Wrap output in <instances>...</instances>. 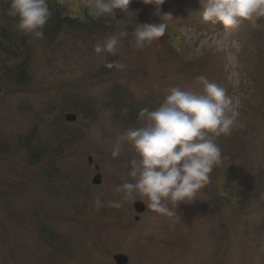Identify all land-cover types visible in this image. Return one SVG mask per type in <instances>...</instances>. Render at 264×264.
<instances>
[{
  "label": "rangeland",
  "instance_id": "1",
  "mask_svg": "<svg viewBox=\"0 0 264 264\" xmlns=\"http://www.w3.org/2000/svg\"><path fill=\"white\" fill-rule=\"evenodd\" d=\"M57 2L68 16L85 20L94 30L36 39L18 29L15 15L5 19L0 13V28L12 30L24 42V74L30 78L25 85H4L0 93V264H57L46 247L55 235L73 237L81 251L80 259L68 264H115L117 254L127 264H264V19L259 29L246 21L224 28L220 22L202 21L203 0H165L160 13L172 16L166 34L137 49L132 35L136 23L161 22L154 5L132 0L131 14L116 10L112 19L96 17L90 0ZM122 30L129 35L121 38L115 55L94 52L96 42ZM106 59L126 67L107 69ZM3 65L12 67L0 55V72ZM200 75L220 76L239 124L243 129L251 124L242 140L244 149L236 156L256 175L259 195L242 208L231 187L217 197L214 175L222 170L217 165V173L211 172L195 200L177 206L181 218L166 217L151 210L140 195L129 199L116 190L131 181L129 161L135 153L126 143L119 157L113 158L111 151L123 131L140 126L142 108L119 120L111 101L121 92L138 106L145 100L156 108L170 87L199 91L195 78ZM72 117L74 122L68 123ZM61 132L70 137L63 161L74 174L68 183L72 193L89 194L85 207L66 204L65 190L41 175L44 163L31 164L23 147L33 136L40 147L34 157L57 165L45 151L55 146L51 142ZM96 175L100 183L95 186ZM97 197L104 204L99 210ZM110 201H119L121 207H110ZM137 202L144 206L142 213L133 210ZM5 207L22 215L36 209L40 224L10 223L2 213Z\"/></svg>",
  "mask_w": 264,
  "mask_h": 264
},
{
  "label": "clouds",
  "instance_id": "2",
  "mask_svg": "<svg viewBox=\"0 0 264 264\" xmlns=\"http://www.w3.org/2000/svg\"><path fill=\"white\" fill-rule=\"evenodd\" d=\"M141 2L154 5L161 22L136 23L132 35L137 49L163 37L168 29L166 21L172 20L171 14L160 13L159 6L165 0ZM131 3L132 0H90L89 7L98 18L115 19L116 10L131 14ZM10 7L19 30L43 39V28L52 16L47 0H11ZM200 17L204 22H220L224 28H238L246 21L259 29V21L264 19V0H203ZM128 35L127 30L112 34L96 42L93 50L97 54L115 55L121 38ZM104 67L124 70L126 66L106 59ZM195 79L199 91L173 86L166 90L156 108H142L138 113L140 126L123 131L111 151L113 158L119 157L126 143L135 153L129 161L131 181L118 185L116 190L129 199L138 194L154 212L176 219L181 218L177 206L195 200L197 192L209 182L214 166L221 162L216 138L230 136L236 127L242 126L226 89L204 75ZM103 206L97 197L96 209ZM109 206L120 208L121 203L110 201Z\"/></svg>",
  "mask_w": 264,
  "mask_h": 264
},
{
  "label": "trees",
  "instance_id": "3",
  "mask_svg": "<svg viewBox=\"0 0 264 264\" xmlns=\"http://www.w3.org/2000/svg\"><path fill=\"white\" fill-rule=\"evenodd\" d=\"M10 4L11 0H0V13L5 19H7L6 17L9 18L10 15H14ZM47 4L50 11L52 12L51 18L43 28V32L45 34L44 36L47 40H50L56 35L62 33L65 35H67V32H71L72 34H90L92 30H94L93 27L90 26L91 24L86 23L85 20L82 21L68 16L65 12V9L59 5L57 0H48ZM13 19H15L17 23L16 16H14ZM19 37L20 36H18V34L14 33L10 29L0 28V55L10 59L12 64V67L5 65L1 67L0 74L3 76L4 81H0V93H2L4 85L13 86L12 83H21L22 85H25L27 83L26 79L30 80V78L26 77L24 74V68H26V58H24L26 51H24L25 49L22 47L24 46V42L20 41L18 39ZM187 72L190 73V68L187 69ZM194 75L195 74L192 73L191 76L194 77ZM208 78L210 81H214L224 87L227 91V94L230 96L229 89L223 83L220 76L216 75V77L212 79L211 76L208 75ZM125 95L126 94L119 92V94H115L112 97V101L111 96H109L111 108L116 119L126 120V118L133 117L135 116L136 110L138 111L141 108L147 107L150 110L154 109L151 108V102L147 103V101L144 100L140 106H138L137 103L134 104V101L131 102ZM249 123L250 122L246 123L244 129L243 126L236 127L230 136H220L216 138V143L219 145L222 154L221 162L217 164L219 166L222 165V170H220L219 174L214 175V177L218 180L216 181L215 188V191H217L216 193L218 195L217 197H220V192H222V194L224 192H230L227 190H229V187H231V194L233 195L234 201L237 202V206L241 208L245 207L249 200L251 201L252 199H256L259 195V189L255 190L254 188L256 185V175L253 173V171L248 169L245 160H238L240 157L237 158L236 156L239 154V150L242 151L244 149L242 140L246 135L245 130L251 126ZM61 134L62 132L53 138L51 143H53L55 146H50V148L48 147L47 151H45L46 155H53V161H58L57 165L47 166L45 157L42 161H40L38 157L37 159L34 157V155H36L40 150V147L39 142L34 143V141L31 139L33 136L26 138L23 143V147L27 152L31 164L36 165L38 162L44 163V167L41 170V175L47 176V181H49L50 184L60 186L65 190L66 193L62 198L63 201L66 200V204L71 203L76 206V209L79 206L85 207V204L89 198V194H86L87 192L84 191L72 193V188L68 183V181L71 180V175L74 174H72V172H70L65 167L63 161H65V156H67L65 153V151L68 149L66 143L70 137ZM42 153L43 151H41V154ZM235 159L238 160L237 164H233ZM217 165H215L212 170L213 174L215 171L217 173ZM60 166L62 170L59 171ZM68 190L71 191L72 195L68 194ZM228 204L230 206L227 207H231L230 201ZM7 208L8 207L3 208L2 213L10 223L16 224L18 221H22L26 223L33 222L32 225H34V223L40 224V219L37 218L38 211L36 209L30 210L27 213L25 212L26 214L22 215L18 212L15 213L13 211H9ZM66 237L68 236L55 235L54 237L52 236V239L46 243L49 255L54 257L57 264L73 263L77 256L80 259L81 251L77 250L73 237Z\"/></svg>",
  "mask_w": 264,
  "mask_h": 264
},
{
  "label": "water",
  "instance_id": "4",
  "mask_svg": "<svg viewBox=\"0 0 264 264\" xmlns=\"http://www.w3.org/2000/svg\"><path fill=\"white\" fill-rule=\"evenodd\" d=\"M71 120L72 121L68 123L74 122L73 117L71 118ZM88 162L90 164L91 160L89 159ZM95 170L97 171V168H95ZM99 183L100 182H99L98 176L96 175L95 179H93L92 181V184L96 186V185H99ZM133 210L135 211V213H142L144 211V206L142 203L137 202L133 205ZM135 220L137 219L135 218ZM113 261L115 264H127V258L124 255H120V254L113 256Z\"/></svg>",
  "mask_w": 264,
  "mask_h": 264
}]
</instances>
